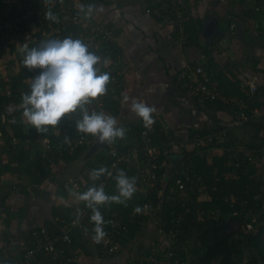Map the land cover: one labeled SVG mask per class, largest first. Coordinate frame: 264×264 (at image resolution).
<instances>
[{
    "label": "crops",
    "instance_id": "1",
    "mask_svg": "<svg viewBox=\"0 0 264 264\" xmlns=\"http://www.w3.org/2000/svg\"><path fill=\"white\" fill-rule=\"evenodd\" d=\"M159 1L75 0L79 12L81 5L95 6L91 16L86 17L80 12L89 23L102 21L111 26L117 35L119 50L115 54L121 56L117 65L123 73L124 89L113 93L112 100L102 111L116 117L119 127L138 124L142 119L131 113L129 107L131 99L139 98L156 108L154 119L161 126H168L167 131L172 130V140L176 146L185 147L189 151L195 148L192 143L194 137L216 129L219 125L232 128L234 134L229 138L232 143L229 140L227 146L213 145L207 150L210 164L215 158L227 159L225 151H234L237 147L246 155L250 154V144H254L256 139L253 137L254 132L247 133L245 127L240 126L241 111L238 113L235 107L223 104L220 107L211 106L202 98L197 99L177 82V74L187 64H200L222 93L237 99H246L241 88L248 80L255 81L259 87L264 86V15L255 16L256 7L261 6L262 2L181 0L187 16V27L193 31L195 28L200 30L195 44L188 43V30L186 42L182 43L177 39L178 33H173L169 20L146 12L149 6ZM230 18H233V22L226 27L225 23ZM232 24L235 26L232 27ZM27 72L17 46L0 44V91L16 89L11 97L4 95L9 98V103L2 109L4 112H0V250L5 255L11 252L10 255L14 256L27 243L33 227L41 226L49 220L59 224L61 220L74 217L76 210L81 209L83 203L69 193L81 191L82 185H88L81 174L85 165L75 166V163L86 153L94 139L70 163L51 158L54 176L39 186L31 183L26 163H45L49 153L47 146L51 140L57 141L59 149L64 148L65 137L68 140L75 137L73 133L69 135L62 124L55 130L50 128L48 133L40 134L27 123L21 107L22 94L26 93L23 90L27 86ZM124 95L130 97L128 105L122 102ZM253 102L259 113L255 116L256 121L264 125V90L254 97ZM15 127L21 130L16 132ZM260 133L264 136V128ZM122 141L126 146L140 142L135 138L131 142L125 139ZM234 142L238 146L233 145ZM20 151L24 153L26 163L16 156ZM177 152L172 150L168 156L176 163L179 160ZM70 165L73 167L68 173L66 171ZM252 165L255 166L253 182L259 184V190H263L264 155L257 156ZM182 168L185 169L184 166ZM245 168L249 169V164ZM138 179L139 186L143 188L139 175ZM231 196L235 199V196ZM210 199L211 196L203 195L197 201ZM183 210L188 211L185 208ZM79 234L81 243L89 239L80 231L76 236ZM92 246L96 247L92 241L85 246L74 245L72 251L82 264H126L122 255L127 253L125 250L119 254L122 257L117 254L119 258H101L97 247L94 249Z\"/></svg>",
    "mask_w": 264,
    "mask_h": 264
},
{
    "label": "trees",
    "instance_id": "2",
    "mask_svg": "<svg viewBox=\"0 0 264 264\" xmlns=\"http://www.w3.org/2000/svg\"><path fill=\"white\" fill-rule=\"evenodd\" d=\"M257 1H261L262 3H259L261 6H258V9L255 10V16L264 15V0ZM232 20L233 18L227 20L225 23L226 27L231 25L233 22ZM187 30L190 32L188 43L192 42L196 44L197 41L195 40L199 37L200 30L195 28L193 31L189 28V26L187 27ZM94 53L100 57L97 51H94ZM101 53L102 57L100 58L103 68L102 70L106 71L104 61L107 60L108 63H111L112 57L108 56L104 50H101ZM241 89L246 95V99L244 100L249 101V89L247 87ZM261 90H264V86H258L254 95L255 98ZM112 94V88L109 89L108 86V93L104 97L107 105L109 101L112 100ZM1 96L0 112H4L2 109L9 103V98L4 97V95ZM194 96H196L197 99L202 98L200 95ZM205 102L208 105L216 107H220L222 105L221 103L215 101L205 100ZM228 106L235 107L239 113V108L237 106ZM256 117H253L254 119L251 118L249 121L241 122L242 124H240L241 127H245V132H254L253 137L256 139V142L254 144H250L251 146L249 150L251 152V156L255 159H257V156L262 157L264 155V136L260 133L263 130L264 125L256 121ZM61 124L63 129L67 130L69 135L73 133L75 139H70L69 142L64 145V148L59 149L57 148V141L55 139L51 140L52 147L48 149L49 153L46 155L45 163L36 165L26 163V158H24V153L22 151L16 155L19 157V160L24 161L27 164L25 168H28L27 172L29 173V180L31 183L36 184V186H39L44 180L53 175V167L50 163L51 158L56 161L60 159L65 163H70L76 160L89 145L79 144L77 142L82 133L78 132L76 127L69 129L66 123L63 124L61 122ZM223 127L229 128L227 126L220 125L216 128ZM123 128L127 130L125 137L126 141L131 142L130 140L132 138L141 142L144 141L141 134L147 128L144 127L143 120H141L138 124L128 125ZM160 128L161 125L155 122L154 127L151 130L148 129L149 137L162 144L173 139L174 136L172 130L165 131L163 129L160 130ZM14 129L16 132L21 130L19 127H15ZM232 130L233 129L230 128L229 136L226 142L212 143L204 147H197L194 144L196 139L194 137L192 143L195 148L192 151L187 150L185 147H177L175 143L173 146L167 145V147L163 148V152L159 158L160 167L159 170H157L159 172V179L155 181L154 187H151L149 182L148 184L143 183V188H137L133 198L127 202V206L111 203L100 207L104 220L108 222L106 223L104 230L107 232L108 236H110L112 242L120 245L118 250H114L112 252L107 251L111 245L106 243V238L101 243H96L93 240L94 232L92 229L94 224L89 218L88 223L84 226V229L88 231L89 239L87 241L85 240V243H81L82 240L79 238L80 234L76 236L77 231L73 235V242L70 245V248L66 249V253L69 255V252L70 250L72 251L74 245L85 246L87 242H91L90 240H92L99 250V256L101 258L114 259V257L119 258L124 255L123 258H125L126 264H130V255L128 256L126 253L120 256L119 254L125 252L124 250L138 239L137 234H140L148 221L153 216H156L159 217L160 228H163L165 235L163 237L158 236L153 243L161 247L160 250L166 253L170 262L178 261L179 264H243L245 259L246 264H264V240L262 238L264 233V189L259 190V184L253 182L252 177L254 175L255 168V166L252 165L253 162L248 163L247 159L244 161L243 158L246 154L243 150H237L238 147L235 148L236 150L234 151H225V154L228 155L227 159H224L223 157L215 158V161L212 164H210L207 159V150L211 148V146H227L229 140L232 143V140L229 139L230 136L234 134V130ZM89 137L91 139L94 138L91 135H89ZM233 145L238 146L236 142H234ZM127 147L128 146H126L124 141L118 139L114 144H111L109 148L98 152L93 160L91 159L87 162L86 167L82 170L81 174L88 182V185H82V191H85L87 187L93 186V184L99 186L101 181H106L105 192L109 195L118 194L114 179L117 172L114 173L113 177L109 178L105 174L99 181H93L91 179V173L94 169H99L100 167H106L109 170V167L114 159L112 149L117 148L119 150H124ZM176 147L178 150L175 149ZM172 150H174V152L175 150L178 151L179 157H182H180L181 159H179L177 163L170 160L168 157L169 154L172 153ZM237 162H240L239 166L235 167L234 164ZM246 163L249 164V169L245 168ZM182 166L185 167V170ZM121 169L124 170L129 177L134 176L137 178L139 175L136 167L130 163L123 164ZM22 171H24L23 168ZM185 171L189 172L193 176H199L202 178L203 182L208 186L207 190L211 199L198 202L197 191H192L188 187V192L192 195L194 202L190 205L191 209L189 211L181 209L183 213H181V217H179L178 212L180 209V202L182 200L181 192L176 185V178L184 176ZM172 186H175L176 190L170 194V199L168 201L167 196L169 195L170 187ZM213 187L216 189L213 190ZM187 189L183 193H187ZM231 195L235 196L234 201L230 199ZM146 203L149 204V209H145L144 206ZM83 207L84 204L81 205V208ZM136 207H140L142 211L136 213L134 211ZM254 216L257 217V221L254 222V228L245 234V237L242 236L246 227L245 222L252 220ZM112 219L119 222V226L114 230L111 225ZM231 219L240 221V233L242 237L236 236V233L227 231L228 223ZM46 223L56 224L54 220H49ZM124 227H126V229H124ZM34 228L36 227H33L28 234V239L30 238V240L32 239L30 234ZM160 239L162 240V243L158 244V240ZM27 245H29L28 242ZM59 246L61 247L62 245L59 244ZM142 247H144L143 244L140 245V248ZM156 247L158 246H154V248ZM133 249L134 247L132 246L129 248V251H132ZM244 249H246L245 254L243 253ZM86 251L89 254V250L86 249ZM24 252L25 248L23 247L16 257H22ZM151 252V249L148 247L145 251H138L137 254L144 253V256H138L133 264H157L155 260L147 259ZM8 253V255H5L2 250H0V260L4 261L6 258L14 256L10 255L11 252ZM72 255L77 257L73 251ZM156 257V259L159 260L161 256L156 254ZM43 262L47 264H68L62 263L60 260L52 261L49 257L43 259ZM73 264L82 263L77 259Z\"/></svg>",
    "mask_w": 264,
    "mask_h": 264
},
{
    "label": "built area",
    "instance_id": "3",
    "mask_svg": "<svg viewBox=\"0 0 264 264\" xmlns=\"http://www.w3.org/2000/svg\"><path fill=\"white\" fill-rule=\"evenodd\" d=\"M256 9H258V6ZM0 10H3L0 11V44H14L19 50L24 45L36 47L39 46L42 41L50 39H63L68 36H71L73 39H80L88 45L90 51H97L100 57H102L101 50H104L108 56L112 57L111 63H107L106 66V72H109L112 77L109 89L112 88V93L124 89L123 73L117 65V60L121 56L120 54H115V52L119 50L115 31L111 26L102 21L89 23L78 11L75 0H0ZM48 11H51L57 16L59 22L46 19L45 15ZM146 12L150 15L169 20L174 33H178V35H176L177 39L182 43L186 42L187 16L184 13L181 0H161L149 6ZM234 26L235 25L232 24V27ZM38 33L40 36H37ZM113 45L114 49L112 48ZM20 58L23 60L21 53ZM39 71L38 69L31 71L28 69L26 73L27 86L23 91L30 92L32 78L38 75ZM177 82L191 94L200 95L203 100L215 101L223 105L237 106L241 111V122L249 121L257 114L259 115L258 108L253 102L258 85L253 80H248L247 83L242 85L243 88L247 87L249 89V101L237 99L222 93L211 79V76L206 72L205 68L200 64H187L177 74ZM15 90L13 88H8L4 91H0V96L6 95L11 97ZM104 97L105 96L89 105V110H96L97 112L102 111L106 106ZM79 118V115L76 114L73 115L71 119L66 117L62 120V123H66L69 129L75 128V122ZM155 121L157 124L161 125L156 119ZM153 127L154 125L152 128ZM161 129L167 131L168 126L165 127V125H162L160 130ZM229 132L230 129L225 127L212 129L203 135H198L194 144L197 147H204L212 143H224L229 136ZM142 137L144 138L143 142L132 143L124 150H119L117 148L112 149L114 159L109 167V171L114 175L115 172L121 169L123 164L130 163L136 167L142 183L148 184L149 182V185L154 187L155 181L159 179V172L157 170H159L160 167L159 158L163 152V148L167 147V145H175V141L171 139L163 144L159 143L149 137L148 129L142 132ZM91 140L89 135L82 134L77 142L79 144H90ZM47 148H51V144H49ZM246 159L248 163H252L256 160L251 154H247L243 158L244 161ZM239 163L237 162L235 166H239ZM246 165L248 164L246 163ZM101 183L105 188L106 181H101L100 184ZM176 185L181 192L182 200L178 212L179 217H181V213H183L181 209L185 208L189 211L190 205L194 202L192 195L188 192V187L192 191H197V200L203 197V195L209 196L207 190L208 186L203 182L202 178L193 176L187 171L184 172V176L176 178ZM88 188L89 187H87L85 191ZM137 188L140 189V187ZM186 189L187 193H183ZM215 189L216 188L213 187V190ZM175 190V186L170 187V192L167 196L168 201L170 199V194L175 192ZM77 192L83 191L77 190ZM230 199L233 201L235 200L232 196ZM144 207L145 209H149V204L146 203ZM81 210L83 215L79 223H74L76 219L75 215L71 219L61 220L59 224L45 223L34 228L30 234L32 239L30 240L29 238L27 241L29 245L26 243L24 246L25 252L23 256H13L11 258H6L4 261L0 260V264H47L43 262V259L47 257L52 261L60 260L62 263L73 264L74 261L77 260V257L72 255L71 250L69 255L66 253V249L70 248L73 242V235L77 231L83 232L86 236L89 235L88 231L84 229V226L89 221L91 210L88 209L85 204ZM256 221V216H254L252 220L246 221L244 232H250L254 228V222ZM238 223H240V221ZM111 225L114 230L119 226V222L112 219ZM124 229H126V227H124ZM235 233L236 236H239V231ZM106 243L111 245L107 250L109 252L116 251L120 248V245L112 242L108 235L106 237ZM59 244L62 246L60 247ZM152 259L154 260V257H152ZM243 264H246L245 259Z\"/></svg>",
    "mask_w": 264,
    "mask_h": 264
},
{
    "label": "clouds",
    "instance_id": "4",
    "mask_svg": "<svg viewBox=\"0 0 264 264\" xmlns=\"http://www.w3.org/2000/svg\"><path fill=\"white\" fill-rule=\"evenodd\" d=\"M94 10V5L80 7V12L86 17L91 16ZM45 18L59 22L51 11L46 13ZM19 52L25 68L40 70L32 78L30 92L23 93L21 99L23 117L38 133L46 134L50 128L55 130L66 117L71 119L78 114L80 118L75 122L76 130L95 137L99 144L111 145L118 139H125L127 130L118 126L116 117L103 111L89 110V105L107 95L112 77L109 72L102 71L101 58L90 51L82 40L71 36L50 39L36 47L24 45ZM107 63L105 60V67ZM129 101L130 97L124 95L122 102L128 105ZM129 111L141 118L144 127L149 130L156 122L153 116L156 108L139 98L131 99ZM65 142H69L67 137ZM105 174L113 177L106 167H100L92 171L91 179L99 181ZM114 179L116 195L107 194L102 183L99 186L93 184L83 192L69 193L91 210L90 221L94 224L92 231L96 243H101L108 235L104 230L108 222L104 220L100 207L111 203L127 206L137 191V178L129 177L124 170H118ZM134 211L139 213L142 209L136 207ZM82 215V210L78 208L74 223H79Z\"/></svg>",
    "mask_w": 264,
    "mask_h": 264
},
{
    "label": "rangeland",
    "instance_id": "5",
    "mask_svg": "<svg viewBox=\"0 0 264 264\" xmlns=\"http://www.w3.org/2000/svg\"><path fill=\"white\" fill-rule=\"evenodd\" d=\"M173 33H174V30H173ZM15 72H13L14 74ZM263 75H261L262 77ZM260 77V79H262ZM194 145V144H193ZM178 153V152H177ZM94 157V156H93ZM93 157L91 158L93 160ZM179 157V156H178ZM181 157V156H180ZM179 157V159H181ZM90 159V160H91ZM175 161V160H174ZM176 163V162H175ZM181 166V164H180ZM73 167V165H70V167L67 169L66 172H70ZM86 167V164L85 166H83V170L85 169ZM183 167V166H182ZM78 170V169H76ZM139 183H140V179H138L137 181V187H140L139 186ZM83 203V202H82ZM84 204V203H83ZM239 221H236L234 219H231L228 223V227H227V231H230V232H237L239 231V236L242 237L244 236L245 234H247V232H243L242 236H241V233H240V226L241 224L238 223ZM160 221H159V217H156V216H153L149 221L148 223L144 226L143 230L140 232V234L138 233L137 236H138V239L136 241H134L128 248L125 249V251L127 252V255L129 256L130 260H131V263L130 264H133L134 261L137 259L138 256L140 257H143L144 256V253L143 254H137L138 251H145V249L148 247L151 249V254L147 257L148 260H153L152 257H154V260L156 261V263L158 264H179L178 262H170V260L168 259L167 255L165 252H162L160 249L161 247L159 245H155L153 243V241L159 237H163L165 235L164 233V230L163 228L161 227L160 228ZM240 225V226H239ZM245 237V236H244ZM243 237V238H244ZM263 240H264V233H263V236H262ZM92 241V240H90ZM159 243L158 244H161L162 243V240H158ZM171 241H172V238H171ZM144 245V247L140 248V245ZM134 247V249L132 251H129V248L130 247ZM154 246H158L156 248H154ZM95 246H92L91 248H94ZM90 248V247H89ZM95 249V248H94ZM243 253L245 254L246 253V249H244ZM156 254L158 256H161L159 258V260H157L156 258ZM247 255V254H246ZM247 259V258H246ZM113 262V261H112ZM110 262V263H112Z\"/></svg>",
    "mask_w": 264,
    "mask_h": 264
},
{
    "label": "water",
    "instance_id": "6",
    "mask_svg": "<svg viewBox=\"0 0 264 264\" xmlns=\"http://www.w3.org/2000/svg\"><path fill=\"white\" fill-rule=\"evenodd\" d=\"M37 36H40V34L38 33ZM92 142L93 143L88 147L86 153L76 161L75 166L79 165V164L85 165L98 152H100L103 149H107L110 147V145H108V144H104V145L99 144L95 137H94Z\"/></svg>",
    "mask_w": 264,
    "mask_h": 264
}]
</instances>
